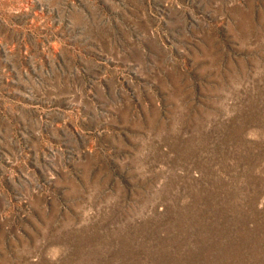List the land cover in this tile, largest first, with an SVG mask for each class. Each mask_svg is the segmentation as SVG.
Segmentation results:
<instances>
[{"label":"rangeland","instance_id":"374dc122","mask_svg":"<svg viewBox=\"0 0 264 264\" xmlns=\"http://www.w3.org/2000/svg\"><path fill=\"white\" fill-rule=\"evenodd\" d=\"M0 264H264V0H0Z\"/></svg>","mask_w":264,"mask_h":264}]
</instances>
